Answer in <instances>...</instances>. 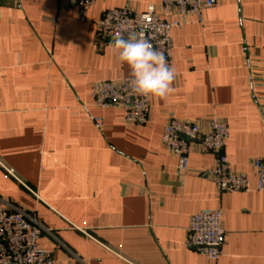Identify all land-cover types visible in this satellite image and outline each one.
I'll return each instance as SVG.
<instances>
[{"label": "crops", "instance_id": "1", "mask_svg": "<svg viewBox=\"0 0 264 264\" xmlns=\"http://www.w3.org/2000/svg\"><path fill=\"white\" fill-rule=\"evenodd\" d=\"M161 2L96 0L81 21L75 0H0V202L45 227L39 242L53 264H264L253 166L264 160V0H215L202 23L173 29L174 91L150 98L149 123L94 105V82L130 76L112 40L98 43L96 22L115 7L161 12ZM172 117L204 128L227 119L230 167L252 190L219 191L215 156L198 142L179 171L162 144ZM205 208L224 211L217 261L186 244Z\"/></svg>", "mask_w": 264, "mask_h": 264}, {"label": "built area", "instance_id": "2", "mask_svg": "<svg viewBox=\"0 0 264 264\" xmlns=\"http://www.w3.org/2000/svg\"><path fill=\"white\" fill-rule=\"evenodd\" d=\"M62 3L64 0H54ZM78 19L86 21L96 0H75ZM215 6V0H162L161 12L149 7L144 13H135L131 7H115L104 11L96 22L98 43L113 41L116 35L131 32L143 33L153 47L162 52L169 66L174 68L172 32L174 28L192 19L202 23L206 10ZM131 77L100 80L93 83L92 96L96 107L121 108L125 122L144 125L151 120V100L132 92ZM101 125L100 119H97ZM230 136L229 122L214 117L204 128L197 121L172 117L164 125L162 144L178 157V169L190 167V153L195 142L215 156L210 176L221 192H245L252 190L247 173L234 172L229 164L225 147ZM253 166L257 175V190L264 192V160L256 159ZM19 179L14 169H6ZM45 227L28 212L0 202V264H53L51 252L41 246L39 240ZM224 211L221 208H205L190 218L186 244L197 249L212 261L223 255L225 235Z\"/></svg>", "mask_w": 264, "mask_h": 264}, {"label": "clouds", "instance_id": "3", "mask_svg": "<svg viewBox=\"0 0 264 264\" xmlns=\"http://www.w3.org/2000/svg\"><path fill=\"white\" fill-rule=\"evenodd\" d=\"M110 48L117 59L129 67V86L133 93L146 98L165 99L174 91V68L143 33L131 32L127 37L116 35Z\"/></svg>", "mask_w": 264, "mask_h": 264}]
</instances>
